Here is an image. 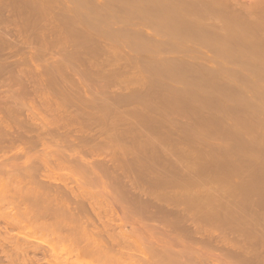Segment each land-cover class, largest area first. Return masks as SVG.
Segmentation results:
<instances>
[{
	"label": "rangeland",
	"instance_id": "rangeland-1",
	"mask_svg": "<svg viewBox=\"0 0 264 264\" xmlns=\"http://www.w3.org/2000/svg\"><path fill=\"white\" fill-rule=\"evenodd\" d=\"M196 2L195 0H0V12L2 11V13H0V31H2L0 32V36L5 33V37H0V61L2 59L1 57H4L5 55L8 56L4 57L5 60L7 62H12L13 60L12 63H15L17 61L20 62V59L22 60L23 58L24 60H26L30 57L29 62L31 63L32 60V65H34V59L38 58L36 60L37 64L35 65H37L38 67L39 64L38 69L40 68L39 71L42 70L40 72L41 74H43L41 75L43 78L40 77L41 79H43L41 81L43 83L46 81L45 88L49 92H60L61 89H63L62 91H67L69 90L70 86V90L73 88V86H75L73 88L75 91L72 89L73 92H84L86 88H88V86L89 88L92 86V88H88L89 92L90 90H93V92L91 93H95L97 88L98 93L103 88V92L105 94L107 92V94L105 95L103 93L104 97L101 96V99L99 97V99L96 98V101L101 103L96 104H98V107H102L98 110V107L97 109H95L96 105H92V108L90 110L94 112L96 110L99 112L104 110L102 114H105L109 109V111L111 110L112 113H107V115L105 114L106 117L108 116V118H106L107 121L105 122H114V125L118 126V128L123 129V131H126L127 133H130V131L132 130L130 134H125L126 136L122 137V141L121 139H118L117 141H121L119 142L120 147H118V152L121 159L119 160L120 162L122 161V165L126 161V166H120V170H122L123 168L126 170L127 168V172L129 171L130 174L133 171L132 176L134 175L135 179L136 177L140 176L142 172L143 177H146L148 183L153 181L154 183L159 181H167V189L169 190V188L171 187L172 190L170 188L169 191H171L172 194L174 193L175 195L176 193L178 196L179 194L182 195L178 197V199L180 198L181 200L179 199L180 201H178L176 196L175 198L173 197V199L172 197H170V199L168 198V200L164 199V194L168 193H161L163 189H165L163 190V192L166 191V186L165 188H163V183L162 186H160L161 190L157 192L158 190L156 189L155 191V193L158 194L159 198L162 196V198L164 199L163 201V199L160 198L162 200L161 201L158 197L155 198L158 199V202L161 201L159 202V204L164 202V206L167 204L166 206H169L168 208L173 210H176L178 208V206L176 207L175 202L174 204H171L170 202L172 201L173 203L175 199L177 200L176 204H181L183 202L181 204L182 208H180L181 206L179 204L180 207L178 209L187 207L185 206V204L187 205L186 202H188V208H191L190 203L192 207L196 205L197 207H194L196 210L191 208V210L189 209V212L190 215L193 216H196V213L197 215H199L197 216L199 217V221L197 222H202L205 219L203 223H200L201 225H207L205 224L207 223L205 217H207V213L211 212L209 213L210 216L208 215L209 220L207 219V221L209 222L208 226L210 223L218 224L220 222L218 224L219 226L215 224V226L220 227V229H218V233L222 231V225L223 229L225 227L226 229L228 227H231L226 230V233H229L228 236H239L237 238H240L244 241L249 239V235L250 237L252 235H255L253 236L254 240L253 237H251L252 239L250 238L252 244L249 243V240L247 242H244V244L248 243V246L253 245L252 240L254 241V243H256L259 234H262V238L260 236V239H258L259 242L256 243V246L258 245L261 248V246H264V243L261 242L264 241V224H262L264 223V191H262L264 190L263 19H261L260 21L256 20L255 25H247V23H245L246 19L240 21V19L236 18L232 19V21L237 19L239 21H233L234 24L230 21L231 23H228V25L226 26L227 18L225 20V16L223 15V21L219 22V20L222 19L221 17H217L218 12L215 11L214 13L216 14H213L215 8L211 7L212 4L208 0H196ZM215 7H217V5ZM218 9H220V11L222 10L221 7ZM202 10L206 13V15L202 12ZM212 20L214 21L213 25L211 23L213 22ZM215 20L217 22H215ZM251 20L253 21V17ZM257 22H262L263 25L261 23L260 26H257ZM235 23L238 25V27ZM248 23H250L249 20ZM240 27H243L244 29H241ZM22 37L23 41L20 40L22 39ZM12 39V43H9ZM2 40L5 41L2 42ZM21 41L23 43H21ZM1 42L3 43V45L1 44ZM14 45H16V47ZM261 45L263 47H261ZM81 47H84L83 50L80 49ZM17 48L18 50H16ZM7 49H9V52H7ZM31 49H34V52L32 51L34 54L36 51L39 54L36 52L34 56L33 54L30 55L32 53L30 51ZM67 49L71 51H68ZM61 50L63 51V53L65 52L64 55L61 53ZM72 50L74 52H72ZM21 53L23 54V57L21 56ZM26 53L29 54L27 55ZM17 55L19 57H17ZM27 56L29 57L27 58ZM31 56H33L34 58L31 59ZM15 57L17 58L15 59ZM65 58L69 60L66 61ZM60 59H62V61L64 59V64H62V61H59ZM86 61H88V63ZM1 62L3 63V61ZM58 62H60L61 64ZM59 64L60 66L58 68ZM75 64L77 67L75 66ZM78 64L81 65L78 66ZM34 66L32 67L35 68ZM71 66H75L74 69H78L73 70ZM86 68L88 69V71L90 70L89 73H87L88 71ZM82 69L86 71H83ZM80 70H82L83 72H81ZM68 71H70L71 73H67ZM79 71L81 73H79ZM80 74H82L84 78L80 76V78L82 79H79ZM94 74H96L97 77ZM87 75H89L90 77L88 78ZM91 76H93V78ZM68 77H70V81L68 80ZM85 77L89 80H87L88 84L91 80L94 81L93 79H97V81L95 80L96 85L99 84V82L101 84L96 86L94 83V85H91L90 83L91 86L86 85L87 87H84L85 89L83 91L81 89L83 88V86H85V83L83 84V82H85L83 81ZM98 77H101V80ZM78 79L80 83L76 82L78 81ZM68 81L70 83H75L70 84ZM103 82L104 85H106L107 83L106 87H109L106 88L103 85ZM76 83L81 85L78 86L76 85ZM78 87L82 88L79 89ZM104 87L106 90H108L106 91ZM76 88H78L79 90ZM109 95L112 96L111 99H109L110 101H108V98H110ZM125 95L131 97V99L120 101L118 100V98H116L115 101L114 97L120 96L119 98H121ZM102 99H104V101ZM103 104L105 105V107L103 106ZM116 105L119 108H117ZM93 106H95L94 109ZM105 108H107V111ZM124 112L127 113V115H124ZM115 114L117 115L115 116ZM123 117L125 118L124 120ZM117 120L120 122L118 123ZM94 127L96 126L94 125ZM125 128H128L129 131H127ZM125 137H127V139L128 137H130L131 139L129 138L128 141L124 139ZM126 141H128L129 144H127ZM181 141L183 142V144ZM8 149L10 150L9 153H11L12 148H7V152ZM1 152L3 153V151ZM123 157L125 160L123 159ZM161 161H165L167 165H164L166 163H162ZM177 163H179L180 165ZM163 166L165 169L163 168ZM176 169H179L180 171H176ZM61 171H63L64 175L66 176V172L64 170ZM168 173H172L174 174V176L176 175L177 178L176 176L174 177L172 174L169 175ZM58 174L59 173H57V175ZM148 174H151V176H149ZM161 174H163L164 176ZM191 174L193 175V177ZM222 174L225 175V177ZM158 175L161 177H158ZM154 176H156L158 179ZM168 176H170V179L172 181L168 179ZM186 176H188V180ZM143 177L140 176L138 178ZM171 177H173L174 179H172ZM179 177L184 181L181 179L182 181L180 182ZM220 178L222 182L219 183ZM146 179L143 180L142 183L139 182L140 185L137 182V187L142 188V186L144 187V185H146V188H149ZM215 179L218 180L217 183L215 182ZM155 180L157 181L155 182ZM202 180H206V182H203ZM196 181L198 182V184L196 183ZM213 181L215 185L211 184V182L213 183ZM182 182H184L185 184ZM178 183H180V185ZM7 185L9 184H6V186ZM181 185L184 186L181 187ZM186 185H188L189 188ZM235 185L237 186L235 187ZM7 188H11V190L14 189L11 187V185ZM210 188L213 191H211ZM228 188L230 190L234 188L232 194L231 191L228 190ZM175 189L178 190H176L175 192ZM179 189L183 191L180 192ZM189 189L190 193L193 191L191 193L192 195H188ZM208 189L210 190V195L208 193ZM224 189L226 190L225 193L229 191V194H225L223 192ZM168 190L166 192H168ZM195 190H197V193H199V191L201 192L202 190L204 192H201V194L199 193L200 195H198V197ZM218 190H220V192L222 191L224 195L222 196L223 193H220ZM234 190L235 194H233ZM177 191L179 194L177 193ZM186 191H188V193H186ZM215 191L218 193H216ZM183 192L184 194L186 193V195L191 197L184 195ZM194 192L195 194H193ZM236 192L239 194H237ZM171 193H169V195H171ZM0 194H2V192ZM215 194L217 195V198ZM230 194L234 198H232ZM220 195L223 197V200ZM227 195H229L230 197ZM186 197L188 201L186 200ZM192 197L194 198V200ZM209 197L212 198L210 199ZM151 198L149 200H152V202L155 201V199ZM208 198L211 200V202ZM216 199L217 201L215 202ZM228 199L229 201H231V204H229ZM165 200H167V202ZM234 201H236V204L234 203ZM158 202L156 200V203ZM204 203L210 204V208L208 205L205 206ZM4 204L9 206L8 203ZM4 204H1L2 207L4 206ZM200 204L202 208L208 207L209 210H206V208L203 210L200 207ZM198 205L199 208H201L200 210L203 216L201 215ZM217 205L218 208L220 207V210L218 209L219 213H223V215L220 216L224 218L218 215V211L215 210L216 208H214L213 211L217 212L214 213L210 211L211 209H213V206L217 207ZM232 205H235V208ZM173 206L175 208H172ZM225 206H227V209L225 208ZM0 209V211H2V213L0 212V218H3L4 216V218L0 220V223H3L2 226L0 224V237L3 238V234L6 235L5 227L7 225L5 226V224L11 223L12 219L10 220L9 216H11L14 211L11 213L8 210L11 214L8 216V218H6L8 208L5 210L4 207L3 209L0 207ZM4 210L5 215H3ZM192 210L199 211L195 213L194 211L192 212ZM202 210H206V212H203ZM225 210L228 211L226 212ZM230 210L233 211L230 212ZM224 211L225 213H227V215H225ZM241 212L243 213V215ZM250 212H253V215H250ZM232 213L234 216L232 215ZM23 215L25 216V213H23ZM211 215L213 216V218ZM261 215L263 216L261 217ZM13 216L14 213L12 215V218ZM19 216H17L18 219L21 217ZM24 216L23 219H25ZM28 217L30 216H27V220ZM200 217H202V220ZM233 217L234 219H232ZM246 217L248 220L246 219ZM210 218H212V220ZM7 219L10 220L9 223H6ZM26 219L25 221H27ZM214 219H216L218 223L214 221ZM225 219L227 220L225 221ZM3 220H5L6 222ZM196 220H198V218L195 219V222ZM233 220L235 221L233 222ZM23 221L21 224L22 226L19 225L20 221L16 222V224L12 222V224H14L16 227H14L15 229L13 230V227L10 228V226L13 225H8L9 228L7 229L8 232L6 231V233L9 234L5 236L8 238H4L6 240L2 241V243L7 242V240H9L10 243V240L13 239V242L11 241V244L12 248L14 247L15 250V244L13 243H16L17 241L15 242L14 240L19 239L18 241L20 242V244H24V246L25 244H27L26 248L28 249L36 247L37 245H39L38 248L41 246L42 248H37L40 251L43 250L45 246L48 248L51 245H49V243L54 242V240L51 239L56 236H54L55 233L53 234L52 232H49L47 230L46 232L45 229L43 230V228H41L42 230H39L40 227L35 228V223H33L35 227L32 225L31 231L29 229L30 225H27L28 227H26L25 225L28 223L25 224V221ZM149 221L151 222V220ZM212 221L215 223H213ZM238 221L243 222L240 223ZM246 221L248 223H246ZM31 222L29 221L30 224ZM98 222L100 221L98 220ZM244 223L248 225H245ZM249 223H251V225ZM238 224L240 225L235 226ZM232 225H234L235 228ZM215 226L213 225L214 230L217 229V227L215 229ZM210 227L206 228L210 229ZM238 227H240L241 234L236 235L237 232L240 231ZM33 228L35 229L33 230ZM232 228L238 231L235 232L236 230L233 229V232ZM137 229H139V227H129L128 234L131 235V233H133L132 236L136 237L135 235L140 233ZM2 230H5L4 233ZM230 230L232 232H228ZM257 230H260L259 233ZM242 231L243 235L245 234L244 236L242 235ZM244 231L247 233L250 232L249 235L247 234V236ZM50 233H52L54 237H52V234ZM251 233L254 234L251 235ZM19 234L22 236H20ZM241 235L244 239L240 237ZM154 236H156V234H154ZM246 236L247 238L245 239ZM57 238V236L54 238L55 241L57 240ZM21 239L23 240V242L21 241ZM24 240L26 241L24 242ZM57 241L58 242H55L58 243L56 245V248L54 247L55 250H52L53 247H50L52 250L50 251V248L47 249L45 247L46 250L44 249V251L42 252L38 251V258L40 260L35 262H38L37 264H41V261H43L44 258L43 255L46 251L47 254L48 252L50 253L48 255L46 254L48 259L45 258L43 264H65L67 262L66 258L68 257L70 258L68 259L72 264H78V262H75L76 257H78L77 252L68 245L70 244L69 241H66L67 244H65L64 242L62 243V241H65V239ZM2 243L0 245L3 247L5 244L2 245ZM28 243L32 244V246L34 243V245L36 244V246L28 247ZM55 243L53 245H55ZM11 244L7 246L10 247ZM66 245H68V248H66ZM1 249H3V251L1 252L0 250V256L2 258L4 257L3 259L5 260L3 261H6L8 258L6 256L10 257V254L13 253H10L11 247L9 249L4 246ZM131 249L132 250H130L129 247L130 252L136 253V247H131ZM6 250L7 253L4 254L5 256L2 255L4 252H6ZM16 251L18 253H16L15 259H19L20 261L19 263L18 260L17 262L14 259L17 264H27V262L29 263V259H27V262L24 261L25 263L22 261L23 258L26 257V254L24 255L23 253L24 257L20 258L22 255L19 256V253L21 252H19L17 249ZM53 251L55 252V254L53 253ZM31 253L33 252H30L29 254L31 255ZM17 254L19 258L17 257ZM75 254L76 256H74ZM89 254L91 253H87L86 256H84V259L87 261L83 262V264H101L96 259H93V257H91L92 254ZM11 256L14 255L12 254ZM32 256H34V253L32 254ZM50 256L52 257V259ZM11 260L8 259L9 262ZM12 262L14 261L12 260L11 263ZM33 263L34 261L32 262V264Z\"/></svg>",
	"mask_w": 264,
	"mask_h": 264
},
{
	"label": "bare ground",
	"instance_id": "bare-ground-1",
	"mask_svg": "<svg viewBox=\"0 0 264 264\" xmlns=\"http://www.w3.org/2000/svg\"><path fill=\"white\" fill-rule=\"evenodd\" d=\"M187 1H189V0H187ZM208 1L212 4L211 5L209 3L211 5V7L215 8V10L213 11V14H216V13H214L216 11V12H218V14H217L218 16L217 15L216 16L221 17L222 20H219V22L223 21V18H222L223 15L225 16V20L227 18L226 26L228 25V23H231L233 21L234 22L239 21L238 19H240V21L246 19L245 23H247V25H250V24L255 25L256 20L257 21H260L261 19L264 20V0H208ZM195 2H196V0H195ZM197 2H199V1H197ZM201 5H203V4H201ZM216 5H217V7H215ZM220 7L222 9L221 11H220V9H218ZM202 12H203V10H202ZM221 12H223V13H221ZM0 13H2V11ZM203 13H205V12H203ZM1 15H3V14H1ZM205 15H206V13H205ZM227 16L229 17V22H228ZM252 17H253V21L251 20ZM236 18H238V19L232 21V19H236ZM205 19H207V18H205ZM248 20L250 21V23H248ZM263 20H262V22L264 23ZM215 22H217V21L215 20ZM234 22H233V24H234ZM262 22H260V23L257 22V26H260ZM211 23L213 25L214 21ZM263 23H262V25H263ZM232 26H234V25H232ZM236 26L238 27L237 24H236ZM262 29H264V28H262ZM0 32H2V31H0ZM18 34H20V33H18ZM4 35H5V33L2 34L0 37H3ZM7 36H8V34H7ZM13 39L10 42L8 40V42L12 43ZM20 40L23 41V37ZM4 41L5 40H2V42H4ZM17 41H15V42H17ZM22 41H21V43H23ZM166 41H167V39H166ZM2 42H1V44L3 45ZM14 46L16 47V45H14ZM84 47H85V45H84ZM84 47H81L80 49L83 50ZM261 47H263V46L261 45ZM9 49H7L8 50L7 52H9ZM16 50H18V48ZM67 50L71 51L69 49H67ZM30 51L34 52V49L33 50L31 49ZM5 52H6V50H5ZM33 52L30 55L33 54V56H34L37 51L35 52V54ZM72 52H74V51L72 50ZM61 53L64 55L65 52L63 53V51H62ZM75 53H76V51H75ZM26 54L28 55L29 53H26ZM24 55H25V53H24ZM13 56H14V54H13ZM19 56H20V54H19ZM19 56L17 55V57H19ZM21 56L23 57V54ZM29 56H27V58ZM33 56H31V59L34 58ZM4 57H8V56L5 55ZM4 57H1L2 58L1 61H3V63L0 61L1 62L0 63V152L3 151V153L1 152V155H0V183H1L0 193L2 192V194H0V207L2 209L4 207L5 210L8 208L7 213H6V216H7L6 218H8V216L14 211L13 212L14 216H16V215L19 216V213L21 216V215H23V213H25V216L23 215L25 219L29 215L30 217H28V220L30 222L32 220H34L30 224L27 219L26 220L28 222L25 221V219H23V216H21V217L19 216L20 220L17 218V216L16 217L13 216V218H12V215H13V213H12V215L9 216L10 220L12 219L11 223H9L10 222L9 219L6 220L7 222L5 220H3L6 223H9V224H5V226L6 225L8 226L11 224L13 226H10V228L13 227L12 228V230H13L16 228L14 225V224H16V222L20 221L19 222L20 224L19 223L18 224L20 226H22L21 224H22V221L24 220L25 222L24 221L23 222L25 224L28 223L25 226L28 227L30 225L29 229L31 231H32V225H33V223H35L34 225H36V227L33 225L35 228L40 227L39 230H42L41 228H43V230L45 229V231L47 230L49 232H52L53 234L55 233L54 236L56 235L58 238H60V239L57 238V240H64L65 239V241H62V243L64 242L65 244H67L66 241L67 240L69 241L70 244H68V245L70 247H72V249H74L77 252L78 257H76L75 262H78V264L79 263L83 264V262L87 261L84 259L85 258L84 256H86L87 253H91L92 254L91 257H93V259H96L101 264H264V246H261V248L258 245L256 246V243L259 242L258 241V239H260L259 237L261 236V238H262V234H259L257 242L255 241L256 243H254V241H253L254 237L253 236H255V235H252L254 233H251V235H252L251 237H253V240H252L253 245L248 246V243L244 244V242H247L248 240L250 241L249 243H251V240H250L251 237L249 235L250 232L249 233L245 232L247 229V226H246V229L244 232L246 233V235L247 234L249 235V236L247 235L249 237V239H247L245 241L240 239V238H237L239 236L229 237L231 235L228 236L229 233H226L227 232L226 230L231 228V227H228V226H227L228 227L227 229H226V227L223 229V225L221 226V224H220V226L222 227V229H221L222 231L221 230L220 231L223 233H221V232L218 233L219 232L218 229H220V227H217V226H219L218 224L220 222L218 223L216 219H214V221H216L218 224H216L213 221L212 222L215 223L217 226H215V224H211V223L208 226L209 222L207 221V219H208L209 213H211V212L207 213V217H205L206 222H207L205 224H207V225H204V224L201 225L200 224V223H203L205 219L202 222H197V221H199V217H197L199 215H197L196 212H198L202 208L201 204H200L201 208H199V205H198L199 210L194 211V210H196L194 208L196 205L192 207V205L190 203V207L192 209H194V210H192V212L194 211L196 213V216L190 215L189 209L191 210V208H188L189 207L188 202H186L187 205L185 204V206H187V207H185V208L183 207V209H178L183 202L181 204L180 203L176 204L177 203L176 199H175V201H173V203H172V201L169 200L171 202V204H174V202H175L176 207L178 206V208L176 210L169 209L168 208L169 206H166L167 205L166 202H167L168 198L170 199V197H172V199H173V197L175 198V196H176V198L178 199L179 196H182L178 193V191H177V193L179 194V196L176 193H175V195H174V193L172 194L171 191H169L171 187L169 186L170 187L169 190L167 189V186H166L167 181L156 182L157 180H155L156 183H154V181L148 183L146 177H143V174L141 172L140 176L146 179V181L149 185L148 186L149 188H146V185H144V184L143 185H144L145 189L142 185H141L142 188H139V187H137V182H138V184H139V182L142 183L143 180H145V179L138 178L140 176L136 177V179H135V176L134 175L132 176L133 171L130 174L129 171L127 172V168H126V170L124 168H123L124 170L123 169L120 170V166H122V167L126 166V163H125L126 161L124 162L125 165H124V163L122 165V163H121L122 161L120 162L121 159H120L119 152H118L119 151L118 147H120L119 142H121L122 137L126 136L125 134H128L129 132L127 133L126 131H123V129L118 128V126L113 124L114 122L113 123L112 122H110V123L105 122V121H107L106 118H108V116L106 117V115H107V113H112L111 110H110L111 111L110 112L109 109L107 111V108H105L107 111V112L105 111L106 115L104 113L102 114V112L104 111L102 109H101L102 111L100 110L101 112H99L97 110L95 112L90 110L92 108L91 107L92 105H96V108H95V106H93V109L94 108L97 109L98 104H96V103H99V102L96 101V98L99 97L101 99V96L104 97V94H105L103 92V88L101 90L102 92L99 91L97 93V88H96V92L91 93V92H93V90H90V92H89V90H88L89 86H88V88H86V90L84 91V89H85L84 87H87L86 85H90V83H91V85H94V84L96 85L95 80L97 81V79H93L94 81L91 80L92 82L90 81V83L88 84V82H87L88 79L85 77V79L83 80V81H85V82H83V84L85 83L84 84L85 86H83V88L78 87L79 89L82 88L81 90H83L84 92H73L72 89L75 87L73 85H72L73 88L71 90H70L71 86L69 87V85H68L69 90H67V91L66 90L62 91L63 89H61L60 92H56V91L49 92L45 88L46 87V83H45L46 81L44 82L45 84L41 81L43 79H41L40 77H42L41 75H43V74H41V72H40L42 70L39 71L40 68L38 69L39 64H38V67H37V65H35V64H37V62H36V60L38 59L37 57H35L37 59H34L35 61H33V62H35V64H34L35 66L32 65L33 64L32 60H31V63L29 62L30 57L28 59H26V57H25L26 60H24L22 58V60L20 59V62L17 61L15 63H12L13 60H12V62H7ZM12 57H11V59H12ZM17 57H15V59ZM3 58H4L5 62H4ZM67 60H69V59H66V61ZM59 61H62V59H60ZM63 61H64V59H63ZM66 61H65V63H66ZM69 62H71V61H69ZM86 62L88 63V61H86ZM58 63H60V62H58ZM87 63H85V64H87ZM60 64L58 65V68H59ZM62 64H64V62ZM67 64H69V63H67ZM71 65H72V63H71ZM80 65L78 64V66H80ZM32 66H34L35 68H33ZM75 66H76V64H75ZM75 66L74 67L71 66L73 70L78 69V68L74 69ZM61 69H62V67H61ZM82 70H80V71L81 72L86 71V70H83V71ZM80 71H79V73H81ZM87 71H88V69H87ZM89 71L87 73H89ZM67 73H71V72L68 71ZM82 74L79 75V79H82V78H80V76L83 77ZM94 75L96 76V74H94ZM84 76H85V72H84ZM109 76H111V75H109ZM87 77L89 78L90 76L87 75ZM91 77L93 78V76H91ZM96 77H94V78H96ZM111 77H113V76H111ZM69 78L70 77H68V80H69ZM79 79L76 82H79ZM72 81H74V80H72ZM86 82H87V84H86ZM74 83H72V84H74ZM99 84H101V83L99 82ZM99 84H97V85H99ZM76 85L80 86L81 84L79 85L76 83ZM103 85H104V82H103ZM106 85H107V83H106ZM106 85H104V86L106 87ZM105 87H104V89H105ZM107 87H109V86H107ZM78 88H76V89H78ZM90 88H92V86ZM106 94H107V92H106ZM125 96H123L121 98H119L120 96L114 97V98H115V101H116V98H118V100H120V101H125L127 99H131V97H129V96L125 97ZM106 97H108V96H106ZM111 97L112 96H110V98H108V101H110L109 99H111ZM102 100L104 101V99H102ZM99 104H101V103H99ZM103 106L105 107L104 104H103ZM107 106H109V105H107ZM112 106H114V105H112ZM101 107L99 106L98 110ZM109 107H111V106H109ZM117 108H119V107L117 106ZM117 110H116V112H117ZM126 112H127V110H126ZM118 114H120V113H118ZM123 114L127 115V113H125V112ZM116 115L117 114H115V116ZM121 115H122V113H121ZM128 115H130V114H128ZM115 116H113V117H115ZM124 119L125 118L123 117V120ZM123 120H121V121H123ZM119 122L120 121H118V123ZM94 125L96 127H94ZM126 130L129 131L128 128ZM131 131H130V133H131ZM132 134H133V132H132ZM129 138L130 137H128V139ZM118 139H121V141L117 142ZM124 139L128 140L127 137H125ZM128 141H126L127 144H129ZM123 142H124V140H123ZM126 142H125V144H126ZM177 144H178V142H177ZM182 144H183V142H182ZM122 145H121V147H122ZM7 148H12L14 151L11 149V153H9L10 150L8 149V152H7ZM20 159H22V160H20ZM123 159H124V157H123ZM161 162L164 163L165 161L164 162L161 161ZM177 164H179V163H177ZM164 165H167V163ZM163 168H164V166H163ZM168 168H170V167H168ZM61 170H64L66 172L65 173L66 176L64 175V172ZM177 170H179V169H176V171ZM59 171L62 173H60ZM182 171H183V169H182ZM57 173H59V174L57 175ZM138 174H139V172H138ZM163 174H164V172H163ZM163 174H161V175H163ZM168 174L170 175L172 173H168ZM168 174H166V175H168ZM148 175L151 176V174H148ZM172 175L174 176V174H172ZM181 175H182V173H181ZM193 175H192V177H193ZM183 176H185V175H183ZM223 176L225 177V175H223ZM154 177H156V176H154ZM158 177H161V176L158 175ZM168 177H169L168 179L171 180L170 176H168ZM186 177L188 180V176H186ZM171 178L174 179L173 177H171ZM176 178H177V176H176ZM182 178L179 177L180 182L183 180ZM221 178L219 180V183L222 182ZM137 179H138V181H137ZM150 179H151V177H150ZM168 179H166V180H168ZM179 179H177V180H179ZM210 180H212V179H210ZM208 181H209V178H208ZM203 182H206V180ZM215 182L217 183L218 180H216ZM182 183H184V182H182ZM196 183L198 184L197 181H196ZM6 184H9V185L6 186ZM162 184L164 185L163 188H165V186H166V191L168 190V192H166V191L163 192V190H165V189L162 188L163 190L161 192L163 194L168 193V194H164V196H163V197H165L164 199H167V200H165L166 201L165 206L163 205L164 202L161 203L162 205L159 204V202L162 201L160 199V198H162V196H161L162 194L160 193L161 197L159 198L158 194L155 193L156 189L158 190L157 192H159L161 190L160 186H162ZM178 184L180 185V183H178ZM211 184L215 185L214 181H213V183L211 182ZM10 185L12 188H14V189H12L13 191L11 190V188L10 189L7 188ZM243 185H244V183H243ZM182 186H184V185H181V187ZM186 186H188V185H186ZM236 186L237 185H235V187ZM1 187H2V189H1ZM191 187H193V186H191ZM188 188H189V186H188ZM257 188H260V187H257ZM8 189H9V191H8ZM173 189H174V187H173ZM184 189H186V188H184ZM233 189L230 190L228 188V190L231 191V194L233 192ZM171 190H172V188H171ZM176 190H178V189H175V192H176ZM179 190H180V192L183 191V190L181 191V189H179ZM210 190H211V188H210ZM210 190H209V192L207 191L209 193V195L211 194ZM240 190H242V189H240ZM196 191L197 190H195V192ZM211 191H213V190H211ZM218 191L220 192V190H218ZM225 191L226 190L224 189L223 192L225 193ZM262 191H264V190H262ZM195 192L193 194H195ZM201 192H204V191L202 190ZM201 192L199 191L200 194H201ZM153 193H155V194H153ZM169 193H171V195H173V196L169 195ZM186 193H188V191H186ZM186 193L184 194V192H183L184 195H186ZM191 193H190V189H189L188 195L189 194L192 195ZM199 193L196 192V195L197 196L200 195ZM216 193H218V192H216ZM224 193L222 194V196L224 195ZM227 193L229 194V191H227L225 194H227ZM233 194H235V190H234ZM237 194H239V193H237ZM188 195H186V196H188ZM215 195H214V199H215ZM227 196H229V195H227ZM147 197H150V198L152 197L153 199L158 197L159 200H161V201L158 202V199H155V201L152 202V200H149L150 198H147ZM188 197H191V196H188ZM231 197H232V195H231ZM216 198H217V195H216ZM232 198H234V197H232ZM164 199H163V201H164ZM179 199H178V201L181 200V199L180 200ZM208 199H206V200H208ZM229 199H231V198H229ZM229 199H228V202H229V204H231L230 203L231 201H229ZM156 200L158 203H156ZM186 200H187V197H186ZM193 200H194V198H193ZM222 200H223V197H222ZM222 200H220V201H222ZM216 201H217V199L215 200V202ZM238 201H239V199H238ZM210 202H211V200H210ZM235 202L236 201H234V203ZM4 203H6V204L8 203L9 206L5 205ZM1 204L2 205L4 204V206L2 207ZM179 204H180V206H179ZM204 204H205V206L210 205V204H206V203H204ZM255 204H256V202H255ZM223 205H225V204H223ZM232 206L234 207L235 205H232ZM170 207H171V205H170ZM226 207L227 206H225V208ZM10 208L12 211L10 210ZM172 208H175V207L173 206ZM180 208H182V206ZM205 208L206 207H204L202 209L204 210ZM209 208H210V206H209ZM209 208L207 207L206 210L207 209L209 210ZM211 208H212V206H211ZM214 208H216L215 210H217V211H218V209L220 210V207L218 208V205H217V207L213 206V209H211L210 211H212L214 213L217 212V211H213ZM236 209H237V207H236ZM244 209H245V207H244ZM5 210L3 212V215H5ZM206 210L203 212H206ZM228 210H229V208H228ZM17 211H19V212H17ZM225 211H224V213H225ZM231 211H233V210H230V212ZM250 211H251V209H250ZM0 212L2 213V211H0ZM200 212H201V210H200ZM253 212L252 213L250 212V215H253ZM15 213H16V215H15ZM233 213H232V215H233ZM237 213H239V212H237ZM237 213H236V215H237ZM201 215H202V212H201ZM212 215H213V213H212ZM218 215L219 216L223 215V213H219V211H218ZM218 215H216V216H218ZM225 215H227V213H225ZM242 215H243V213H242ZM244 215H245V213H244ZM246 215H247V213H246ZM248 215H249V213H248ZM263 215H264V213H263ZM263 215H261V217ZM255 216H256V213H255ZM193 217H197L198 220H196V222H195V219H197V218H193ZM220 217H222V216H220ZM237 217H238V215H237ZM239 217H240V215H239ZM247 217H246V219H247ZM3 218H4V216H3ZM3 218H0V220H2ZM21 218H22V221H21ZM200 218L202 220V217H200ZM212 218H213V216H212ZM212 218H210V219L212 220ZM222 218H224V217H222ZM193 219H194V221H193ZM227 219H225V221ZM232 219H234V217ZM232 219H231V221H232ZM257 219H258V217H257ZM16 220H18V221H16ZM98 220L100 222H98ZM149 220H151V222ZM244 220H245V217H244ZM262 220H263V218H262ZM223 221H224V219H223ZM234 221L235 220H233V222ZM243 221H238V222L241 223ZM249 221H251V220H249ZM255 221H257V220H255ZM12 222L14 224H12ZM246 223H248V222L246 221ZM251 223H249V224L251 225ZM0 224H1V226L3 225V223H0ZM262 224H264V223H262ZM210 225H211V227H210ZM213 225L215 226V229L217 227L216 230H214ZM226 225H227V222H226ZM239 225L240 224L235 225V226H239ZM245 225H248V224H245ZM245 225H244V227H245ZM255 225H257V224H255ZM7 226L5 227L6 231L9 228V226L8 227ZM204 226H206L208 228L210 227L211 230L204 227ZM232 226L234 227V225H232ZM260 226H261V224H260ZM129 227H132V228L133 227H136V228L139 227V229L141 227L140 230L137 229L140 233H138V234L135 233V234H137V235H135L136 237L132 236L133 233H131V235L128 234L129 233V230H128ZM241 227H243V226H241ZM35 228H33V230ZM234 228H232L233 232H234V230L237 229V227H236V229H234ZM238 228L240 230V227H238ZM1 229H4V228H1ZM263 229H261V230H263ZM252 230H253V228H252ZM4 231H3V233H4ZM6 231H5L6 235L3 234L4 237L3 238L0 237V241H1L0 244L2 243V241H5L8 238V237H5V236H7V234H9V233H6ZM138 231H136V232H138ZM232 231L230 230L228 232H232ZM237 231L238 230H236L235 232H237ZM254 231H255V228H254ZM259 231H258V233H259ZM240 232H241V230L238 231L236 235L241 234ZM52 233H50V234H52ZM53 234H52V237H54ZM154 234H156V236L157 235L158 236L156 237V236H154ZM232 234H235V233H232ZM242 235H243V231H242ZM242 235L240 236L241 238H243ZM10 236H11V234H10ZM20 236H22V235H20ZM247 236L245 237V239L247 238ZM263 236H264V234H263ZM198 237H200L201 239ZM4 238H6V239H4ZM15 238H17V237H15ZM54 238L51 239V240H54V242L49 243V245L50 244L51 245L48 248L45 246L47 249H49L50 247H53L52 250L54 249V247L56 248V245L58 243H55V242H58V241L57 240L55 241ZM18 240L19 239L14 240L15 242L17 241L18 243L16 242L13 244H15L14 245L15 248L19 252L22 253V254L19 253V256L22 255L20 258H23L24 255L26 254V257H24L26 260L23 258L22 261L27 262V259H29L31 262L29 261V263L27 262V264H32L33 261H34L33 264H37L38 262L36 263L35 261L40 260L38 258V251H39L38 249L41 246L38 248L39 245L36 246V244L34 245V243H33V246H36V247H33L32 244L28 243V247H30V246L33 247L31 249H28V248H26L27 244H25V246H24V244L23 245L20 244V242ZM263 240H264V238H263ZM11 241L13 242V239L10 240V243H9V240H7V242H5V243L3 242L2 245L5 244L4 246L6 248H9V249L11 247L10 253L13 252L12 254L14 255V256H11L12 254L9 253L10 257L6 256V257H8L6 261H8V259L9 260L12 259L16 263L17 260L19 261V259H15V255L18 252L16 251V249L14 250V247L12 248ZM21 241L23 242L22 239H21ZM25 241L26 240H24V242ZM261 242L264 243V241H261ZM7 243L11 244L10 247L7 246V245H9ZM54 243H55V245H53ZM68 245H66V248H68ZM134 245L136 247V253L130 252V250H132L131 247L135 248ZM260 245H262V244H260ZM3 247L0 245L1 252L3 251V249H1ZM45 247L43 248V250H40V251L41 252L44 251ZM129 247H130V250H129ZM4 250H5V248H4ZM52 250L50 248V251H52ZM75 251H73V252H75ZM14 252H15V254H14ZM30 252H33L34 256H32L33 253H31V255H30L29 254ZM5 253H7V250L2 255H4ZM23 253H24V255H23ZM49 253L50 252H48V254ZM53 253L55 254L54 251H53ZM46 254L47 253L45 251V254L43 255L44 256L43 261H45L44 259L47 258L48 254L47 255ZM52 254H50V255H52ZM91 254H89V255H91ZM19 256L17 254L18 258H19ZM74 256H76V254ZM28 257H30V258H28ZM3 258L0 256V264H6L9 262V261L8 262L3 261V260H5ZM68 258H66V260H67L66 263L70 262L69 261L70 258L69 259ZM51 259H52V257H51ZM11 261L8 264L14 263V262L11 263ZM43 261H41L42 263L41 262L40 263L43 264L44 263ZM48 262H49V260H48ZM19 263H20V261H19ZM68 264H72V263L70 262Z\"/></svg>",
	"mask_w": 264,
	"mask_h": 264
}]
</instances>
